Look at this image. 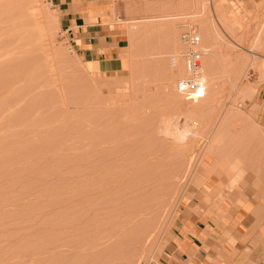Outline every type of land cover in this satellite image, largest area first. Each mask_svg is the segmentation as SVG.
I'll return each instance as SVG.
<instances>
[{
	"label": "rangeland",
	"instance_id": "obj_1",
	"mask_svg": "<svg viewBox=\"0 0 264 264\" xmlns=\"http://www.w3.org/2000/svg\"><path fill=\"white\" fill-rule=\"evenodd\" d=\"M88 1L120 36L112 70L55 0H0V264H150L197 191L264 217V0ZM33 6L55 19L42 40ZM183 20L211 47L195 102L169 62Z\"/></svg>",
	"mask_w": 264,
	"mask_h": 264
},
{
	"label": "crops",
	"instance_id": "obj_2",
	"mask_svg": "<svg viewBox=\"0 0 264 264\" xmlns=\"http://www.w3.org/2000/svg\"><path fill=\"white\" fill-rule=\"evenodd\" d=\"M63 19L78 28L75 48L99 69L119 66V35L105 31L96 17L103 18L93 1L55 0ZM256 107L264 122V84L256 95ZM224 205L193 193L180 206L160 258L166 264H264V217L254 212L250 199Z\"/></svg>",
	"mask_w": 264,
	"mask_h": 264
},
{
	"label": "built area",
	"instance_id": "obj_3",
	"mask_svg": "<svg viewBox=\"0 0 264 264\" xmlns=\"http://www.w3.org/2000/svg\"><path fill=\"white\" fill-rule=\"evenodd\" d=\"M179 38L185 50L181 54L185 72L187 76L175 80V91L186 101H195L203 97L205 93V83L201 69L202 60L205 55L204 50L200 48L201 36L196 24H191L185 20L179 24ZM171 66L176 67L179 63L178 58L171 56L169 58ZM150 264H166L160 259H151Z\"/></svg>",
	"mask_w": 264,
	"mask_h": 264
},
{
	"label": "bare ground",
	"instance_id": "obj_4",
	"mask_svg": "<svg viewBox=\"0 0 264 264\" xmlns=\"http://www.w3.org/2000/svg\"><path fill=\"white\" fill-rule=\"evenodd\" d=\"M34 1V0H33ZM204 1V0H203ZM39 3V2H38ZM191 3V2H190ZM206 3V2H205ZM34 4V3H33ZM34 7V6H33ZM204 9V8H203ZM202 9V10H203ZM28 10V9H27ZM31 9L29 8V11H30ZM28 11V12H29ZM24 17V19H25V21L24 22H29V21H32V22H34V28H37L38 29V33H40V39L39 40H42V37L44 36V32L45 31H47V29H50V27L53 25V23L55 22V19H52L51 17H49V16H47L42 10H41V8L39 9L37 6L36 7H34L33 8V10H31L30 12H29V15H27L26 13H25V15L23 16ZM55 25V24H54ZM53 25V26H54ZM52 26V27H53ZM52 27H51V31H52ZM133 28H137V26L136 25H133ZM215 32H216V34L218 35V36H220V34H219V32H218V30L215 28ZM49 33V32H48ZM200 34V33H199ZM48 36H49V34H48ZM51 36V35H50ZM200 36H201V34H200ZM43 38H45V37H43ZM36 40V39H35ZM38 40V39H37ZM36 40V41H37ZM201 40H202V37H201ZM179 42H180V38H179ZM38 43V42H37ZM39 43H41V42H39ZM38 43V44H39ZM180 44H181V42H180ZM201 44H202V41H201ZM201 44H200V48L202 49V50H204V52L205 53H208V52H210V50H211V47L210 46H205V47H201ZM181 46L184 48V46L181 44ZM252 51V50H251ZM181 54L182 53H176V54H173L174 55V57H176V58H178V61H179V63L177 64V66L173 69V73H174V75L175 76H179V77H184L185 76V74H187L188 72H187V69H186V72H185V67L183 66V63H182V60H181ZM173 67V66H172ZM172 70V69H171ZM203 80H204V83H205V81H206V77H204L203 76ZM245 92V91H244ZM205 95H206V84H205V93H204V95H203V97L202 98H204L205 97ZM202 98H200V99H202ZM200 99H196L195 101H197V100H200ZM195 101H193V102H195ZM192 112V111H191ZM196 112V111H195ZM192 113H194V111L192 112ZM191 113V114H192ZM232 113V112H231ZM190 114V115H191ZM194 123V122H193ZM188 124V123H187ZM195 124V123H194ZM192 126V125H191ZM187 127V129L186 130H191V132H192V127ZM184 128H186V127H184ZM183 128V129H184ZM194 128V127H193ZM185 130V131H186ZM189 130V131H190ZM179 131V130H178ZM184 131V130H183ZM185 131L182 133L183 135H182V137L181 138H183V136H184V138H185V136L186 135H188V133H189V131H187L186 133H185ZM208 131V130H207ZM177 132V131H176ZM190 132V133H191ZM181 133H180V135H181ZM195 134V133H194ZM221 135V134H220ZM187 137V136H186ZM212 153V152H211Z\"/></svg>",
	"mask_w": 264,
	"mask_h": 264
}]
</instances>
